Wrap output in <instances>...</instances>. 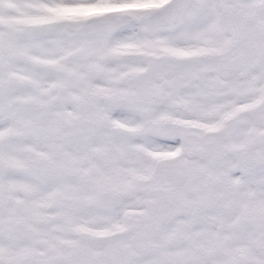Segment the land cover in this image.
<instances>
[{
    "label": "snow or ice",
    "instance_id": "6c2138e0",
    "mask_svg": "<svg viewBox=\"0 0 264 264\" xmlns=\"http://www.w3.org/2000/svg\"><path fill=\"white\" fill-rule=\"evenodd\" d=\"M0 264H264V0H0Z\"/></svg>",
    "mask_w": 264,
    "mask_h": 264
}]
</instances>
